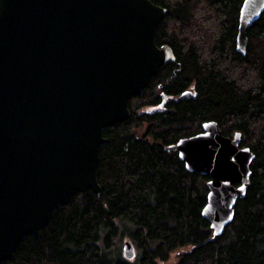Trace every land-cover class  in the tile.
Here are the masks:
<instances>
[{"label": "trees", "instance_id": "obj_1", "mask_svg": "<svg viewBox=\"0 0 264 264\" xmlns=\"http://www.w3.org/2000/svg\"><path fill=\"white\" fill-rule=\"evenodd\" d=\"M149 1L165 9L154 43L174 61L127 99L126 119L101 130L99 195L76 192L0 264H167L183 248L169 264H264V9L241 55L234 35L242 0ZM185 90L191 95L180 98ZM205 121L223 136L237 132L253 153L248 187L218 235L201 216L207 177L164 149Z\"/></svg>", "mask_w": 264, "mask_h": 264}, {"label": "water", "instance_id": "obj_2", "mask_svg": "<svg viewBox=\"0 0 264 264\" xmlns=\"http://www.w3.org/2000/svg\"><path fill=\"white\" fill-rule=\"evenodd\" d=\"M263 9L264 0L241 1L239 54ZM164 13L149 0H0V262L26 234L38 238L76 192L99 195L101 130L126 119L127 99L174 61L167 45L154 43ZM239 142L237 132L223 136L205 121L164 146L186 171L207 177L201 216L214 235L249 184L253 153ZM122 251L133 255L127 242Z\"/></svg>", "mask_w": 264, "mask_h": 264}, {"label": "rangeland", "instance_id": "obj_3", "mask_svg": "<svg viewBox=\"0 0 264 264\" xmlns=\"http://www.w3.org/2000/svg\"><path fill=\"white\" fill-rule=\"evenodd\" d=\"M187 248H183V249H180V250H176L174 252H172V254L170 255L168 261H167V264L173 262L175 259H176V256L178 253H181L182 251L186 250Z\"/></svg>", "mask_w": 264, "mask_h": 264}, {"label": "flooded vegetation", "instance_id": "obj_4", "mask_svg": "<svg viewBox=\"0 0 264 264\" xmlns=\"http://www.w3.org/2000/svg\"><path fill=\"white\" fill-rule=\"evenodd\" d=\"M161 45H162V44H161ZM187 91H189V93H190L189 96H190V95H191V91H190V90H187ZM160 95H161V93H160ZM178 96H179V95H178ZM187 97H188V96H187ZM185 98H186V97H185ZM159 107H160V105H159ZM202 123H203V122H202ZM202 123H201V124H202ZM201 124H200V131H201ZM200 131H199V132H200ZM197 133H198V132H197ZM195 134H196V133H195ZM193 135H194V134H193ZM190 136H191V135H190Z\"/></svg>", "mask_w": 264, "mask_h": 264}]
</instances>
